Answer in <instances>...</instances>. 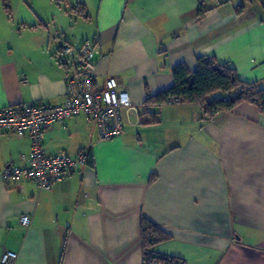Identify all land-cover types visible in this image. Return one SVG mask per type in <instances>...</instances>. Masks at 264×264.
<instances>
[{
    "label": "crops",
    "instance_id": "obj_1",
    "mask_svg": "<svg viewBox=\"0 0 264 264\" xmlns=\"http://www.w3.org/2000/svg\"><path fill=\"white\" fill-rule=\"evenodd\" d=\"M30 23L0 21V109L66 99L73 68L58 43L93 41L96 81L129 95L123 133L101 141L82 115L45 134L47 155L83 167L49 192L5 181L25 168L28 138L0 136V258L14 264H143L140 222L169 240L154 254L183 264H264V116L247 103L204 115L197 104L144 109L173 85L171 69L212 57L264 90V3L257 0H30ZM239 7L243 9L237 11ZM198 11L203 12L198 16ZM153 181L150 182V179ZM30 217L27 227L20 224Z\"/></svg>",
    "mask_w": 264,
    "mask_h": 264
},
{
    "label": "built area",
    "instance_id": "obj_2",
    "mask_svg": "<svg viewBox=\"0 0 264 264\" xmlns=\"http://www.w3.org/2000/svg\"><path fill=\"white\" fill-rule=\"evenodd\" d=\"M99 55L93 41H86L78 49L60 41L54 49V57L58 63L69 62L73 68L72 74L64 81V103L57 106L35 103L0 109V136L10 134L18 139L28 138L30 142L27 166L5 168L2 172L5 181H12L16 185L21 180L32 181L41 191L49 192L64 177L85 166L88 161L86 152L70 158L64 154L47 155L43 150L46 132L53 125H63L75 116H84L101 141H110L122 135V112L132 110V104L126 92L116 90L117 84L113 78L107 79L102 89L98 88L95 71ZM180 103L172 99L168 105ZM202 111H206L205 106H202ZM29 221L27 215L20 218L23 227H27ZM16 258L15 253L5 252L0 264H14ZM170 260L149 252L143 264H169Z\"/></svg>",
    "mask_w": 264,
    "mask_h": 264
},
{
    "label": "trees",
    "instance_id": "obj_3",
    "mask_svg": "<svg viewBox=\"0 0 264 264\" xmlns=\"http://www.w3.org/2000/svg\"><path fill=\"white\" fill-rule=\"evenodd\" d=\"M58 2V0H55ZM264 3V0H257ZM10 0H1V5L9 13ZM243 8L239 7L237 11ZM203 12L198 11V16ZM173 85L155 96H147L144 109L157 108L167 105L172 99L181 101L180 104H197L206 107L204 115L211 117L218 112H230L237 105L247 103L254 106L264 116V90L255 83L242 82L235 70L220 64L212 57L196 60V69L188 71L184 64L171 69ZM88 161L89 154L87 153ZM87 161V162H88ZM153 178L150 179V182ZM140 243L143 260L151 248L169 240V237L149 221L140 222ZM169 264H183L172 259Z\"/></svg>",
    "mask_w": 264,
    "mask_h": 264
},
{
    "label": "rangeland",
    "instance_id": "obj_4",
    "mask_svg": "<svg viewBox=\"0 0 264 264\" xmlns=\"http://www.w3.org/2000/svg\"><path fill=\"white\" fill-rule=\"evenodd\" d=\"M30 0H10L9 7L11 10V17L17 21L30 23L32 21V15L28 12ZM4 20L7 24L8 17L0 9V21Z\"/></svg>",
    "mask_w": 264,
    "mask_h": 264
}]
</instances>
